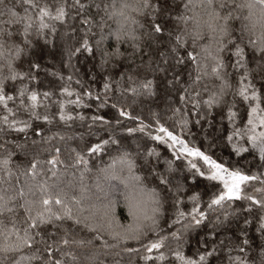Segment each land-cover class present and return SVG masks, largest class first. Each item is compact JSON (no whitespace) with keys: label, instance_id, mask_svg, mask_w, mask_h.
I'll return each instance as SVG.
<instances>
[{"label":"snow or ice","instance_id":"snow-or-ice-1","mask_svg":"<svg viewBox=\"0 0 264 264\" xmlns=\"http://www.w3.org/2000/svg\"><path fill=\"white\" fill-rule=\"evenodd\" d=\"M0 264H264V0H0Z\"/></svg>","mask_w":264,"mask_h":264},{"label":"trees","instance_id":"trees-1","mask_svg":"<svg viewBox=\"0 0 264 264\" xmlns=\"http://www.w3.org/2000/svg\"><path fill=\"white\" fill-rule=\"evenodd\" d=\"M220 151H221L220 149H217V152H218V153H219ZM164 154L166 155L167 152L165 151ZM223 155H224L225 158H227V156H228V150H227V149H223Z\"/></svg>","mask_w":264,"mask_h":264}]
</instances>
